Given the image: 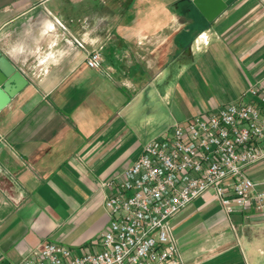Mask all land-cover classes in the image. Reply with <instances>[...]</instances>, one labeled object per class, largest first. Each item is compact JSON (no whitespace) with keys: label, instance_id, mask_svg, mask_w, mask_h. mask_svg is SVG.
Instances as JSON below:
<instances>
[{"label":"crops","instance_id":"0c3cea01","mask_svg":"<svg viewBox=\"0 0 264 264\" xmlns=\"http://www.w3.org/2000/svg\"><path fill=\"white\" fill-rule=\"evenodd\" d=\"M194 1L0 0V264L46 241L98 251L105 183L147 142L257 98L264 0H234L212 19V1ZM97 48L99 69L85 62ZM246 174L264 191V158ZM171 224L180 264H264V207L227 216L206 191Z\"/></svg>","mask_w":264,"mask_h":264},{"label":"built area","instance_id":"2783aa9c","mask_svg":"<svg viewBox=\"0 0 264 264\" xmlns=\"http://www.w3.org/2000/svg\"><path fill=\"white\" fill-rule=\"evenodd\" d=\"M85 62L101 68V50L86 51ZM251 94L257 98L174 124L144 145L122 180L105 183L114 191L98 251L77 255L46 241L18 264H180L171 220L203 193L213 191L227 216L264 207V191L246 174L264 158V88Z\"/></svg>","mask_w":264,"mask_h":264},{"label":"water","instance_id":"95a60500","mask_svg":"<svg viewBox=\"0 0 264 264\" xmlns=\"http://www.w3.org/2000/svg\"><path fill=\"white\" fill-rule=\"evenodd\" d=\"M206 0H195L194 3L197 6H203L204 2ZM214 4V10L211 11V15L207 16L208 19H212L215 15H217L220 11L225 9L227 6H229L234 0H210ZM10 79V78H9ZM12 79V78H11ZM15 85H9L8 87L5 85L4 89H7L9 94H13L16 91Z\"/></svg>","mask_w":264,"mask_h":264}]
</instances>
